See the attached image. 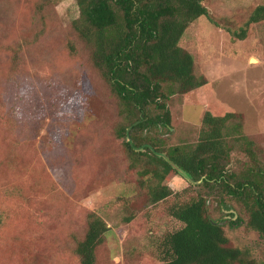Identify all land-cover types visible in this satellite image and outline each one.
I'll return each mask as SVG.
<instances>
[{"label":"rangeland","instance_id":"obj_1","mask_svg":"<svg viewBox=\"0 0 264 264\" xmlns=\"http://www.w3.org/2000/svg\"><path fill=\"white\" fill-rule=\"evenodd\" d=\"M45 1L0 0V264H79L73 236L84 233L88 212L109 228L98 264H160L157 245L179 224L168 213L174 196L125 222L145 195L132 198L137 173L111 131L116 109L70 28L79 16L75 0ZM203 4L208 16L195 20L179 45L207 83L170 96L172 128L161 137L186 148L196 143L205 112L236 113L264 162V21L240 37L264 0ZM249 160L236 146L230 167L238 171ZM190 184L180 174L168 181L182 197L204 193ZM205 198L230 243L264 264V239L245 226L244 210Z\"/></svg>","mask_w":264,"mask_h":264},{"label":"trees","instance_id":"obj_2","mask_svg":"<svg viewBox=\"0 0 264 264\" xmlns=\"http://www.w3.org/2000/svg\"><path fill=\"white\" fill-rule=\"evenodd\" d=\"M203 1L75 0L79 16L70 28L116 109L111 131L122 140L129 169L134 167L137 173L132 198L142 191L145 195L141 210L130 211L125 222L174 196L168 213L179 224L166 230L157 245L160 264H258L247 250L232 245L222 224L209 217L205 198L217 197L222 207L227 199L237 203L245 212V226L264 239V162L255 153L253 140L242 133V116L205 112L196 143L186 148L161 137L172 128L170 96L207 83L196 74L191 54L179 45L190 25L208 16ZM262 21L264 5L254 9L240 37L251 24ZM69 47L70 54L75 52V46ZM236 146L250 157L238 171L230 167ZM156 153L167 155L193 183L190 187L204 193L186 197L174 193L168 181L179 173ZM229 222L236 225L241 220ZM108 231L95 212L86 214L84 233L73 236L79 264H98V249Z\"/></svg>","mask_w":264,"mask_h":264},{"label":"water","instance_id":"obj_3","mask_svg":"<svg viewBox=\"0 0 264 264\" xmlns=\"http://www.w3.org/2000/svg\"><path fill=\"white\" fill-rule=\"evenodd\" d=\"M128 141L131 142V140L128 138ZM136 150H142V148H138ZM159 157L164 158L175 170H177V172L184 176L186 179L189 180V178L187 177V175L185 173H183L170 159L169 157H167V155H165L164 153H156ZM190 181V180H189Z\"/></svg>","mask_w":264,"mask_h":264},{"label":"bare ground","instance_id":"obj_4","mask_svg":"<svg viewBox=\"0 0 264 264\" xmlns=\"http://www.w3.org/2000/svg\"><path fill=\"white\" fill-rule=\"evenodd\" d=\"M255 60L254 59H252V62H254Z\"/></svg>","mask_w":264,"mask_h":264}]
</instances>
